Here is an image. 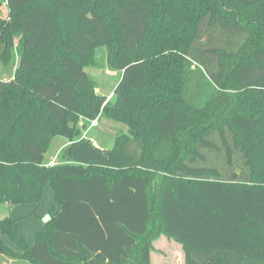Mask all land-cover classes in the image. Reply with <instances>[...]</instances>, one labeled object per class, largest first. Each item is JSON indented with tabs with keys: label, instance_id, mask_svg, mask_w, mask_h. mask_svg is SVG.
<instances>
[{
	"label": "trees",
	"instance_id": "16d2710c",
	"mask_svg": "<svg viewBox=\"0 0 264 264\" xmlns=\"http://www.w3.org/2000/svg\"><path fill=\"white\" fill-rule=\"evenodd\" d=\"M0 0V203L60 206L29 244L0 219L1 259L151 264L153 242L185 264H264V0ZM17 41V42H16ZM106 48L112 98L87 72ZM122 125L111 148L85 121ZM69 143L46 163L52 138Z\"/></svg>",
	"mask_w": 264,
	"mask_h": 264
},
{
	"label": "rangeland",
	"instance_id": "374dc122",
	"mask_svg": "<svg viewBox=\"0 0 264 264\" xmlns=\"http://www.w3.org/2000/svg\"><path fill=\"white\" fill-rule=\"evenodd\" d=\"M7 8L4 6L3 13L6 14ZM17 42V41H16ZM1 55V49H0ZM18 65V54L15 52L11 58L7 61H4L0 57V79H12L14 77L15 70ZM87 72L90 76L96 80L97 90L99 93L107 95L108 99L112 98L113 91L118 84L121 73L118 70L112 69L107 60H106V48L101 47L97 51L96 55V63L93 66H89ZM87 122V126L83 128V134L85 133L88 137L92 138L96 141L101 147L111 148L114 145V136L122 129V125L115 123V121L108 119L107 117H99V124L95 127L90 126V121L85 118H81V125L84 122ZM69 140L63 135H56L52 138L50 146L45 153L46 160H51L52 158H56L63 147L67 145ZM59 162V159H58ZM55 199V197H54ZM28 204L33 203H22L16 204L12 207L9 206L7 202L0 203V219L6 215H12L20 213L21 209L28 206ZM45 205V199H43L41 207ZM20 211L18 212V210ZM39 208L38 210H40ZM33 216V215H32ZM19 221L24 218L21 216L20 218H16ZM11 244H14L12 240H9ZM155 244L153 256V264H163V260L165 263L170 264V258L181 260L182 256V247L179 243L175 242L172 239H169L165 235L160 236ZM16 245V244H14ZM17 246V245H16ZM156 258V262H155ZM180 262V261H179Z\"/></svg>",
	"mask_w": 264,
	"mask_h": 264
},
{
	"label": "crops",
	"instance_id": "0c3cea01",
	"mask_svg": "<svg viewBox=\"0 0 264 264\" xmlns=\"http://www.w3.org/2000/svg\"><path fill=\"white\" fill-rule=\"evenodd\" d=\"M88 138H90V137H88ZM90 139L93 140L92 138H90ZM94 143L96 145H99L96 141H94ZM56 158L58 159V156ZM52 159H54V158H52ZM49 161L46 160V163H48ZM54 197H55V192H54V189L52 187V184H51V182H47L46 185H45L42 201H41V203L38 206L35 205V204H28V206H26L25 208L21 209V211H20V209L18 210V212L20 211V213L12 215V217L15 218V219L16 218H20L21 216L24 218L23 220L18 221V228H19L20 235L22 237H24L29 244H34L35 243L37 232L41 231L43 229L44 225H45L44 220L42 218H39V217H36V216H32L31 213L33 211L37 210V213L40 216H46L47 213H48V210L50 208H52V207H55L57 209V211H59L60 210V206H58V204H57L56 200L54 199ZM43 199H45V205H43L41 207ZM9 206L12 207L13 205L9 204ZM39 208H41V209L38 210ZM6 216H10V215H6ZM0 238H2L13 249L18 250V251L20 250V248L18 246L14 245V244H11L9 242L10 238L7 235L3 234L1 230H0ZM155 242H156V240L153 242L154 248H153V250L151 252V264H153L152 253L154 252V250H156L155 249V244H154ZM175 242H177V241H175ZM177 243H179V242H177ZM180 245L182 247V244H180ZM155 262H156V258H155ZM162 263L163 264H167V263H165L164 260H163ZM169 263L170 264H185L183 247H182L181 260H179V259L176 260V259L170 258V262ZM0 264H27V263L20 262V261L16 262V261H14L12 259H4V258L1 259V257H0ZM157 264H159V263H157Z\"/></svg>",
	"mask_w": 264,
	"mask_h": 264
},
{
	"label": "built area",
	"instance_id": "2783aa9c",
	"mask_svg": "<svg viewBox=\"0 0 264 264\" xmlns=\"http://www.w3.org/2000/svg\"><path fill=\"white\" fill-rule=\"evenodd\" d=\"M8 5V0H4L3 2V6H6L7 7ZM99 124V117L93 119V120H90V126L91 127H95ZM84 136L87 137V135L84 133ZM58 163V159L57 158H54L52 160H50L47 164L48 165H56Z\"/></svg>",
	"mask_w": 264,
	"mask_h": 264
}]
</instances>
